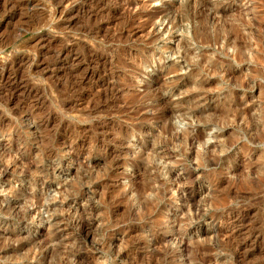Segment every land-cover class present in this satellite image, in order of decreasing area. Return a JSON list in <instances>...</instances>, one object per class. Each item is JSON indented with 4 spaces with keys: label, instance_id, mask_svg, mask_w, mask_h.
Listing matches in <instances>:
<instances>
[{
    "label": "rangeland",
    "instance_id": "374dc122",
    "mask_svg": "<svg viewBox=\"0 0 264 264\" xmlns=\"http://www.w3.org/2000/svg\"><path fill=\"white\" fill-rule=\"evenodd\" d=\"M54 1L0 0V264H264V0Z\"/></svg>",
    "mask_w": 264,
    "mask_h": 264
},
{
    "label": "bare ground",
    "instance_id": "6f19581e",
    "mask_svg": "<svg viewBox=\"0 0 264 264\" xmlns=\"http://www.w3.org/2000/svg\"><path fill=\"white\" fill-rule=\"evenodd\" d=\"M55 1H56V0H55ZM55 1H54V3H55ZM11 3H12V2H11ZM11 3H10V4H11ZM8 4H9V3H8ZM12 4H13V3H12ZM135 4H136V3H135ZM137 4H138V3H137ZM5 6H6V4L4 5V9H5ZM9 6H10V5H9ZM12 7H13V6H11V8H12ZM14 7H15V6H14ZM6 8H7V7H6ZM17 8H19V7H17ZM14 9H15V8H14ZM8 10H9V9H8ZM12 10H13V9H12ZM17 11H18V10H17ZM5 12H6V11H5ZM7 13H8V12H7ZM182 18H183V17H182ZM89 32H90V31H89ZM90 34H91V33H90ZM2 40H3V39H2ZM2 40H1V41H2ZM4 40L6 41V39H4ZM5 41H4V42H5ZM2 42H3V41H2ZM2 42H1V43H2ZM77 44H78V43H77ZM73 46H74V45H73ZM64 47H65V46H64ZM75 51H76V50H75ZM67 52H68V51H67ZM63 54H64V53H63ZM65 54H66V53H65ZM67 54H69V53H67ZM59 55H60V54H59ZM61 55H62V54H61ZM69 55H70V54H69ZM66 56H68V55H66ZM66 56H64L63 58H65ZM70 56H71V55H70ZM68 57H69V56H68ZM63 58H62V59H63ZM66 59H67V58H66ZM54 60H55V59H54ZM67 61H68V60H67ZM12 63H14V61H13ZM8 64H9V62H8ZM3 65H4V63H3ZM6 65H7V64H6ZM2 68H3V67H2ZM2 68H1V69H2ZM7 68H8V67H7ZM14 68H15V66H14ZM14 68H13V69H14ZM5 69H6V67H5ZM13 69H12V70H13ZM7 70H8V69H7ZM3 72H4V71H3ZM1 73H2V71H1ZM2 75H3V74H2ZM9 76H10V75H9ZM2 77H3V76H2ZM6 77H7V76H6ZM10 77H11V76H10ZM9 79H10V78H9ZM7 80H8V78H7ZM14 80H16V79L14 78ZM14 80H13V81H14ZM11 81H12V80H11ZM11 81H10V82H11ZM13 81H12V83H13ZM19 81H20V80H19ZM19 81H18V82H19ZM5 82H6V81H5ZM0 84H1V83H0ZM2 84H3V83H2ZM13 86H14V84H13ZM15 86H16V85H15ZM27 86H28V85H27ZM2 87H3V86H2ZM8 87H9V86H8ZM11 88H12V87H11ZM15 88H16V87H15ZM15 88H13V89H15ZM17 88H18V87H17ZM6 89H7V88H6ZM8 89H9V88H8ZM183 133H185V132H183ZM198 138H200V136H198ZM200 139H201V138H200ZM194 140H195V139H194ZM197 140H198V139H197ZM197 140H196V141H197ZM197 142H199V141H197ZM189 199H190V197H189ZM241 219H242V218H241ZM242 248H243V247H242ZM240 252H241V251H240Z\"/></svg>",
    "mask_w": 264,
    "mask_h": 264
}]
</instances>
